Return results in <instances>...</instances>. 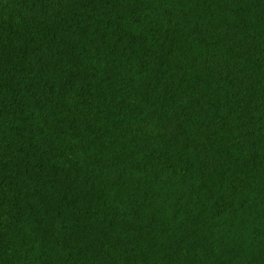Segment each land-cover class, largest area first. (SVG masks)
<instances>
[{
  "label": "trees",
  "instance_id": "trees-1",
  "mask_svg": "<svg viewBox=\"0 0 264 264\" xmlns=\"http://www.w3.org/2000/svg\"><path fill=\"white\" fill-rule=\"evenodd\" d=\"M0 264H264V0H0Z\"/></svg>",
  "mask_w": 264,
  "mask_h": 264
}]
</instances>
